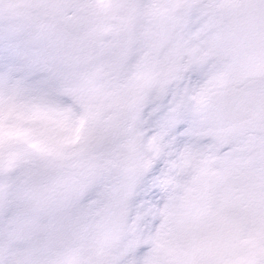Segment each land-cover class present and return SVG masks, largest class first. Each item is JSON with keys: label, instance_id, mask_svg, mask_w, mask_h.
Instances as JSON below:
<instances>
[{"label": "snow or ice", "instance_id": "snow-or-ice-1", "mask_svg": "<svg viewBox=\"0 0 264 264\" xmlns=\"http://www.w3.org/2000/svg\"><path fill=\"white\" fill-rule=\"evenodd\" d=\"M0 264H264V0H0Z\"/></svg>", "mask_w": 264, "mask_h": 264}]
</instances>
